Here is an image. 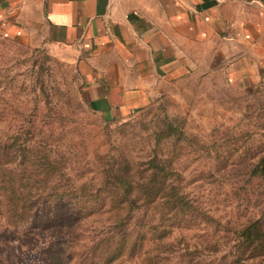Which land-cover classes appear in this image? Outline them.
I'll use <instances>...</instances> for the list:
<instances>
[{
    "label": "rangeland",
    "instance_id": "obj_1",
    "mask_svg": "<svg viewBox=\"0 0 264 264\" xmlns=\"http://www.w3.org/2000/svg\"><path fill=\"white\" fill-rule=\"evenodd\" d=\"M83 87L72 55L41 24L17 33L0 20V136L33 126L36 149L51 150L72 176L82 175L78 183L97 181L105 163L139 167L160 158L204 217L173 227L180 245L166 263L227 264L234 231L257 218L264 224V183L253 169L264 155V84L241 89L220 70L193 73L118 120L92 110ZM50 234L0 219V264H47Z\"/></svg>",
    "mask_w": 264,
    "mask_h": 264
},
{
    "label": "crops",
    "instance_id": "obj_2",
    "mask_svg": "<svg viewBox=\"0 0 264 264\" xmlns=\"http://www.w3.org/2000/svg\"><path fill=\"white\" fill-rule=\"evenodd\" d=\"M0 0V20L41 29L72 55L83 97L118 120L164 84L220 70L241 89L264 84V0ZM36 10V11H35Z\"/></svg>",
    "mask_w": 264,
    "mask_h": 264
},
{
    "label": "trees",
    "instance_id": "obj_3",
    "mask_svg": "<svg viewBox=\"0 0 264 264\" xmlns=\"http://www.w3.org/2000/svg\"><path fill=\"white\" fill-rule=\"evenodd\" d=\"M34 131L19 126L0 136V219L50 232L47 264H168L165 254L180 245L173 227L204 218L160 158L105 163L97 181L78 183L82 175L74 180L51 150L36 149ZM253 169L264 183V155ZM233 236L227 264H264L260 218Z\"/></svg>",
    "mask_w": 264,
    "mask_h": 264
},
{
    "label": "built area",
    "instance_id": "obj_4",
    "mask_svg": "<svg viewBox=\"0 0 264 264\" xmlns=\"http://www.w3.org/2000/svg\"><path fill=\"white\" fill-rule=\"evenodd\" d=\"M118 1H124V0H118Z\"/></svg>",
    "mask_w": 264,
    "mask_h": 264
}]
</instances>
